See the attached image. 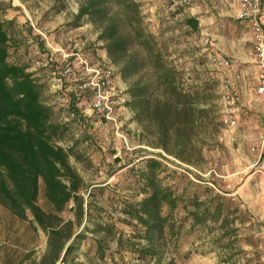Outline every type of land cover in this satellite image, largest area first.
<instances>
[{"label":"rangeland","instance_id":"1","mask_svg":"<svg viewBox=\"0 0 264 264\" xmlns=\"http://www.w3.org/2000/svg\"><path fill=\"white\" fill-rule=\"evenodd\" d=\"M137 1L146 30L155 37L157 48L176 71L181 85H209L199 98H190L207 99L208 106L196 108L208 111L193 114L182 141L173 135L163 140L156 123H139L125 106L131 86L150 81L153 70L145 68L125 80L120 66L108 57L97 27L87 19L75 25L79 0H2L0 21L13 23L11 62L27 66V72L41 85L42 102L53 109L52 122L61 128L55 144L71 153L70 162L83 179L85 215L77 232L86 239L79 241L70 264H156L130 252L132 245L141 249L145 242L135 238L140 235L137 223L125 213L141 199L128 185L152 158L233 199L251 216L245 224L236 223L238 233L229 248L227 239L220 245L214 243L219 231L198 233L183 245L182 259L188 258L178 264H264V229L258 228L264 223V103L240 99L238 126L227 128L222 122L221 77L231 82L228 71L232 77L246 72L247 79L257 82V64L251 58L252 29L230 14L231 0H191L175 9L169 0ZM191 18L199 21L198 31L186 24ZM207 34L215 39L220 53L235 62V68L220 71L212 65L203 42ZM68 67L72 74L66 72ZM107 69L114 71L115 104L110 120L89 111L92 93L81 89L95 71ZM159 96V91H154V101ZM39 205L45 211L52 210L43 186ZM74 208L72 203L61 217L77 222ZM31 221V215L29 220H20L0 204V264L45 262L48 236ZM98 227H115L123 233L125 243L118 245L108 232H94ZM98 243L103 247V258L97 253ZM172 248L167 238L164 263L172 257Z\"/></svg>","mask_w":264,"mask_h":264},{"label":"trees","instance_id":"2","mask_svg":"<svg viewBox=\"0 0 264 264\" xmlns=\"http://www.w3.org/2000/svg\"><path fill=\"white\" fill-rule=\"evenodd\" d=\"M79 1L75 25L87 19L97 27L108 57L120 66L125 80L138 76L145 68L153 70L150 81L131 86L125 106L139 123H156L163 140L171 135L184 140L193 114L208 111L196 108L208 106L207 99H190L199 98L208 83L181 85L176 71L157 48L155 37L146 30L137 0ZM2 11L0 0V14ZM245 23L253 32L251 23ZM186 24L193 31L199 30L196 18ZM12 34L13 23L0 21V204L20 220H29L31 215V225L47 234L49 255L43 264H70L79 241L86 239L77 232L85 215L83 179L70 162L71 153L55 144L61 128L52 122L53 109L42 102L41 85L27 72V66L11 62ZM154 91L160 95L156 101ZM181 161L194 166L190 161ZM42 186L51 212L39 205ZM128 189L141 196L137 205L128 207L125 213L137 223L140 235L135 238L145 242L141 249L132 245L129 250L139 259L156 264H178L187 259L188 255L183 259L181 256L183 245L200 232L211 235L219 231L221 235L214 243L220 245L227 239L229 248L238 233L236 223L245 224L251 218L233 199L179 175L154 158L147 159L144 168L136 171ZM72 203L77 222L61 217ZM258 228L264 229V223ZM94 232H108L118 245L125 243L123 233L115 227H98ZM167 238L173 243L172 257L164 263ZM103 251L98 243L101 258Z\"/></svg>","mask_w":264,"mask_h":264},{"label":"built area","instance_id":"3","mask_svg":"<svg viewBox=\"0 0 264 264\" xmlns=\"http://www.w3.org/2000/svg\"><path fill=\"white\" fill-rule=\"evenodd\" d=\"M172 9L187 6L191 0H169ZM264 0H231V6L237 10L238 20L251 23L253 26L254 47L251 58L259 67V85L257 87L258 97L264 98ZM204 46L209 51V60L212 65L220 71L230 70L235 62L223 56L215 39L207 34L203 38ZM67 73L72 74V68L68 67ZM223 93L222 122L227 128H236L239 123V107L233 93L230 81L224 77L220 79ZM114 87V71H95L90 81L83 83L81 89L92 93L93 99L88 108L91 112L102 114L107 119H111L114 114V104L112 91ZM264 138V137H263Z\"/></svg>","mask_w":264,"mask_h":264},{"label":"crops","instance_id":"4","mask_svg":"<svg viewBox=\"0 0 264 264\" xmlns=\"http://www.w3.org/2000/svg\"><path fill=\"white\" fill-rule=\"evenodd\" d=\"M231 7V12L230 14H232V16H234L235 18L238 19L237 17V10ZM263 10H264V1H263ZM228 54H230V52L228 51ZM235 68V67H233ZM228 71V70H226ZM259 67L255 65L254 67V74H256V80L257 82L252 83L250 81V79H247L246 77V72H242V74L240 76H236V77H232L231 72L228 71V75L229 77H231V82H232V89H233V93L236 97L237 100V105L239 107L240 110V106H241V100L240 99H252V101H250V103H253V100H261V105H263L264 103V98L258 97L257 95V87L259 85Z\"/></svg>","mask_w":264,"mask_h":264}]
</instances>
